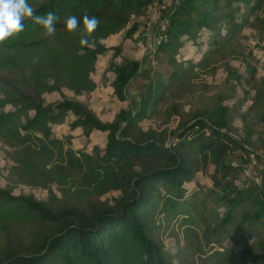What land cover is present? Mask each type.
<instances>
[{
    "label": "trees",
    "instance_id": "obj_1",
    "mask_svg": "<svg viewBox=\"0 0 264 264\" xmlns=\"http://www.w3.org/2000/svg\"><path fill=\"white\" fill-rule=\"evenodd\" d=\"M28 3L59 19L54 37L25 21L22 36L0 49V143L10 179L47 198L0 186V264H264V174L259 184L243 175L251 162L264 166V76L236 112L199 76L226 64L244 27L264 32V0ZM72 15L81 30L85 15L99 19L94 42L67 32ZM118 33L149 34L152 47L141 59L123 56L103 44ZM190 44L200 55L179 60ZM109 51L102 76L113 75L109 85L127 106L101 120L75 96L96 89L98 56ZM52 93L59 98L44 103ZM69 115L84 146L92 132L104 134L103 146L73 149L55 137L52 127ZM197 174L207 184L197 186Z\"/></svg>",
    "mask_w": 264,
    "mask_h": 264
},
{
    "label": "rangeland",
    "instance_id": "obj_2",
    "mask_svg": "<svg viewBox=\"0 0 264 264\" xmlns=\"http://www.w3.org/2000/svg\"><path fill=\"white\" fill-rule=\"evenodd\" d=\"M170 1L166 2L169 6ZM158 16L156 9L151 10V18L155 20ZM141 27L140 30H142ZM151 35H146V40L139 38L136 40L124 39L121 33L115 34L106 40L103 44L107 47L120 46L122 48V55L141 59L148 53V49L152 47L153 37L149 40ZM202 47L198 48L195 45H188L180 51L179 60L196 59L201 53ZM111 52H106L98 56L96 62V70L92 75V79L97 84L96 89L92 93L75 96L73 92L64 89L66 96L76 97L82 101L91 111L95 113L101 120H111L114 114L120 109L127 106L126 102H121L114 95L109 81L112 80V74L108 73L106 77L102 76L103 69L107 63ZM116 58V61H119ZM247 64L254 66L256 72L253 76L247 73ZM200 81L204 83H211L216 86L220 96L224 99V103L233 110H247L254 99V86L257 81L264 76V32H261L255 26H246L242 30V36L237 39L232 52L227 56L226 64L213 69L201 71ZM59 96L56 93L45 94L44 103H52ZM73 120L72 115H69L65 121L60 125L53 126V134L55 137L69 140L70 147L73 149H83L89 151L93 145L103 146L105 136L100 132H92L87 139V145L82 144V136L80 130L70 129V122ZM236 124L239 121L236 120ZM146 126V125H145ZM165 126V125H164ZM171 127L169 123L166 125ZM7 147L0 143V186L5 187L10 185L14 195L32 193L38 199H46L47 192L42 188H29L26 185L19 184L15 180L10 179L9 168L11 161L7 157ZM264 166L251 162V164L244 170V177L255 181V178L263 181ZM197 186L207 184V180L201 174H197ZM261 178V179H260ZM259 181V182H261ZM258 184V183H257ZM187 188L192 186L185 185ZM114 193L112 196H115ZM111 198V196H105ZM165 245L170 251H174V242L172 237L165 238ZM230 246V244L228 243Z\"/></svg>",
    "mask_w": 264,
    "mask_h": 264
},
{
    "label": "clouds",
    "instance_id": "obj_3",
    "mask_svg": "<svg viewBox=\"0 0 264 264\" xmlns=\"http://www.w3.org/2000/svg\"><path fill=\"white\" fill-rule=\"evenodd\" d=\"M58 19L59 17L51 11L46 15H36L28 0H0V49H3L9 42L17 41L22 36L26 27L25 21H31L42 27L46 37H54ZM99 23L98 18L85 15L81 30V21L72 15L66 18V30L70 35H79L81 45H89Z\"/></svg>",
    "mask_w": 264,
    "mask_h": 264
},
{
    "label": "built area",
    "instance_id": "obj_4",
    "mask_svg": "<svg viewBox=\"0 0 264 264\" xmlns=\"http://www.w3.org/2000/svg\"><path fill=\"white\" fill-rule=\"evenodd\" d=\"M155 43L158 44V43H159V40L156 39V40H155ZM72 117H73V116H72ZM260 179H261V178H260ZM255 181H256L255 183H258V184H259V183H260L259 181H261V180H258L257 178H255Z\"/></svg>",
    "mask_w": 264,
    "mask_h": 264
}]
</instances>
